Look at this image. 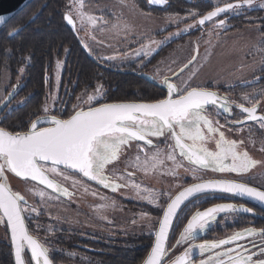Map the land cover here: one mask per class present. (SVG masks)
Returning a JSON list of instances; mask_svg holds the SVG:
<instances>
[{"label":"snow or ice","instance_id":"6c2138e0","mask_svg":"<svg viewBox=\"0 0 264 264\" xmlns=\"http://www.w3.org/2000/svg\"><path fill=\"white\" fill-rule=\"evenodd\" d=\"M149 2L164 4L166 0ZM255 2L256 0H235L234 3H224L223 6L215 7L198 20H194V24L186 26L183 31H189L196 24L203 26L229 11L238 13L245 7L252 8ZM75 4L78 5L77 14L81 20L86 17L88 23L95 25L97 18L82 11L83 0H75ZM259 7L264 8V0H260ZM190 15L195 17L198 13ZM64 19L68 24L74 25L70 15L66 14ZM5 20L6 17L0 15V24H4ZM224 25L225 20L216 22L218 28H223ZM22 27L10 31L7 35L11 37L14 33L18 34ZM150 43L159 45L163 42L153 40ZM256 50L261 53L264 63V34L258 41ZM153 51L155 49L144 45L134 54L143 53L148 56ZM197 58V55H193L187 63L172 73V77H163L160 84L164 86L166 92L161 98L151 102L100 103L106 93L103 85L98 84L91 94L85 90L77 98V104L66 118L63 117V111L66 109L54 111L55 101L59 98L57 91L51 97L53 105L50 107L46 102L42 108V115H37L26 131L14 133L0 127V222L6 218L11 233L15 264H26L23 256L25 252H30L32 264H53V259L50 257V249L29 233L25 223L24 213L36 212L37 215L41 213L35 207L29 206L25 197L9 186L6 173L43 185V189H29L34 196H39L41 201L58 199L61 196L71 199L74 195L55 180L53 178L55 176H62L66 181L71 179L73 187L80 185L83 178L113 192L131 186L138 194L141 191L146 192L147 195L141 198L157 206H160L157 204L160 197L167 196L168 200L162 208L163 214L155 231L154 243L142 264H164L171 251L166 247V242L180 212L188 203L196 207L205 202L209 193L221 192L246 198L264 208V190L229 179L226 175L204 178L208 171L244 175L262 163L251 157L244 148L243 139H229L221 129L227 127L229 131L237 133L247 131L250 134L249 141L254 145L255 141L251 136L254 128L246 125L253 122L259 129L264 130V114H258L261 101L256 99L257 94L254 93L243 97L250 106L246 107L244 103L235 105L245 114L243 118L228 120L232 115V104L235 102H230L226 96L222 97L208 88L190 84L191 78L195 75ZM56 68L59 72L62 63L58 61ZM189 68L194 70L188 80L182 84L171 82L173 78H180ZM20 72H24L23 67ZM18 88L19 83L13 85L8 95L0 99V104L6 106L10 103ZM260 94H264V90H261ZM210 107L215 110L216 116L226 114L225 124L209 118ZM161 140L167 148L166 154L159 147ZM133 143L136 144L138 151L135 157L126 163L124 172L115 178L107 174L109 167L117 163L125 148H130ZM210 144H214V148L209 147ZM146 149L154 151L149 155ZM259 150L264 152V141ZM165 160L172 162V167L166 174L176 177L179 176L178 170L183 169L194 181L182 187L174 196L168 192L141 190V186L134 182V172L127 171V168L131 167L149 174L163 165ZM75 174H78L80 179H77ZM125 179L128 183L118 182ZM48 189L51 193L47 191ZM84 190L89 191L87 187ZM52 193L57 195L53 196ZM106 206L98 205L97 208ZM252 212V208L234 203H217L202 210L197 208L188 217L173 246L175 248L187 244V247L170 264H195L194 254L197 250L201 256L208 254L199 261V264H264V230L248 227L218 241L195 243L197 237L218 222L220 216L227 218L232 214ZM146 216V213L142 214V218ZM255 237L260 238L259 242L250 239L248 245L239 243L246 238ZM217 249L220 250L216 251Z\"/></svg>","mask_w":264,"mask_h":264},{"label":"rangeland","instance_id":"374dc122","mask_svg":"<svg viewBox=\"0 0 264 264\" xmlns=\"http://www.w3.org/2000/svg\"><path fill=\"white\" fill-rule=\"evenodd\" d=\"M85 1L86 0H83L82 11L87 15L96 13L95 5L104 6V8H102L100 11L98 10L99 13H101V11L105 12V6L107 4H111V0H89L88 2H86V4L87 10L90 11V14L86 11ZM208 1L210 2V7H218L222 6L224 3H231L235 0ZM129 3L130 4L124 1H112V4L116 5V7L114 17L112 15L113 18L111 21H119L123 20L124 18L126 20L127 16H132L127 20L128 24H123L127 28H122L123 30L118 28L111 32V39H114V41L112 40V42H108L104 39H102L104 41H100L97 39V31H101L104 29L101 27L103 25L101 18L99 16L91 15L97 18V21L101 22V24H98L96 21L95 25L88 23L86 17L84 20H81V18L77 14L78 5L75 4V0H69L67 14L75 20L76 31L79 34L81 40L84 42V44L87 45V48L90 50V52L103 59L104 61L110 63L116 68L128 67L134 64L137 65L139 64V60L142 57L144 58V61L141 65H143L144 63H146L145 60H147L149 56L154 55L156 52L160 51L164 46L173 42L174 45L172 46V48L169 47L168 49L162 51V59L158 63L154 64L149 71L144 72V75L150 81L159 85H162L160 84V80L163 77H172V73L176 72L182 65L187 63V61L190 60L193 55H197L198 58L195 62V75L190 80V84L192 86H201L205 88H211L217 91L221 88H230V86L233 85L245 86L249 83L259 81V77H261L262 73L261 69H264V63H262L261 53L258 52L256 48L258 46V41L260 40L262 34H260V25L257 24L255 17H248L249 12H252L253 10L245 11L242 14H239L235 11H230L231 14L236 13L237 17H242V15H244L241 21L243 22V25H240L234 30H229L230 32H228L227 34L223 33L225 32L224 30L231 28L228 24H225L223 28H218L213 23H210L205 27L196 24L194 27L190 28L189 31H187L192 33V35H190V38L188 37L185 40L179 41L182 33H184L183 29L188 25L194 24V19L199 15V12L188 11L184 16L173 17L172 22H170L169 17H166V19L164 20H157L154 18L137 19L139 24L142 25L140 26L139 24H131L132 21H135L133 17H135V14H138L139 11L132 5L131 2ZM124 4L129 5L130 7L127 8ZM256 9L262 11L264 10V8L260 7ZM190 13H198V15L193 17L190 15ZM149 24L162 25H158L157 27L151 29L153 31L152 34H147L148 29L150 27ZM173 24H180V26L178 29L175 28L171 31L169 30V28ZM157 31L160 34H157L155 36V33ZM161 32L164 34H162ZM123 33H131L136 36H142L133 38L131 39V41L123 40L120 42H116L120 40V38H117V35H122ZM176 33L179 34L176 35ZM168 37L171 38L166 39ZM153 40L162 41L163 43L159 45L151 44L150 42ZM144 45H148L149 47L155 49V51H153L148 56H145L143 53H141L140 55H135L134 53L140 50ZM65 54L66 51H64V56H61V59H56L54 63L50 83L51 89L48 92L49 97L47 101L50 107L53 105L51 97L55 95L57 91L59 97V88L61 86L60 80L64 68ZM109 57H113V59H107ZM58 61L62 63V68L59 70V72L56 68ZM193 70V68H189L182 74L180 78H173L171 82L176 84H182L183 81L189 79ZM10 83L11 77L9 75V71H5V73H3V79L1 83L2 91L9 88ZM92 92H90L89 94H91ZM260 92L261 88L256 92L254 91L251 94L245 95H252L254 93H258L260 96L262 95L260 94ZM81 95L82 93L76 96L73 105L70 108L71 112L73 110V106L77 104V98ZM84 99H86V96H84ZM59 104L60 99L58 98L55 101L54 111L56 109V106ZM208 114L209 118L213 121L218 120V116H216L213 110L208 109ZM221 130L225 132L226 137L229 139H243L245 141L244 148L249 152L251 157L257 161L262 162L258 164L255 168L250 170L246 175H243L241 177L248 178L251 182H254L253 185L256 188H258L259 190H264V152H261L255 144L253 145L249 141V133L247 131H244L243 133H237L235 131H229L227 127ZM209 147L214 148V144H210ZM137 151L138 150L135 143H133L130 148L126 147L124 154L121 156V159L117 163L109 167L107 174L115 178L120 173H123L126 167V163L130 159L135 157ZM146 151L149 155H151V150L147 149ZM140 155L143 159V154ZM171 163V161L165 160L163 165L158 166L157 170L152 171L149 174H145L143 171H138L131 167H128L127 171L134 172L136 178L134 179V182L141 186V190L146 189L140 184L144 183L158 190V192H168L172 195L182 186L184 180L192 179V177L189 173H185L183 169L178 170L179 176L176 177L166 174L167 170L172 167ZM221 175L227 176V174L212 173L211 171H208L204 174V178H210L213 176L220 177ZM10 178L11 177L8 175L7 182L9 186L14 191L22 194L25 197L29 206L36 207L38 203L39 207L37 211L41 214H44V216L47 218V223H43L42 221H40L42 223L36 224L35 226H39V228H43L47 232L66 230L69 232H79L82 234L97 233L99 231H102L104 233L108 232L110 234H113L114 236H117V234H119L120 238L125 240L124 242L126 244H128L129 242L131 246L134 245L138 248L140 247L142 250L145 249L147 252H149L148 249L152 245L153 238L155 236V231L158 226V221L160 219V213L162 212V208L168 200L167 196H162L164 197V199H159L157 201V204L160 206H157L149 203L145 199H142L141 197L143 195H147V193L141 191L138 194L137 190L134 187L129 186L120 188L116 192L107 189L108 191H110L109 193L113 195L112 198L115 199L113 205L114 209L113 211H110V209L107 210L106 208H104V210L102 211L105 214L107 212L108 214L112 213V215H109V217H111L110 222H114L113 224H110L113 226L112 228L108 225L102 226L100 224H97L96 222H93V225H91L90 223H87L89 221L85 222L84 220H80L81 218L78 215L80 212L78 210L66 208V211H64L57 199H45L44 201H41L40 197L34 196L33 192L29 191V189L39 190L42 188H40L31 181H25L20 179L14 180ZM118 182L121 184L128 183L127 179L119 180ZM81 187L83 189L87 187L89 189L88 193H92V190L89 186L82 184ZM67 188L70 192L74 193L71 199L64 197L68 202L86 211L89 214L88 216L91 215L94 218L102 220V217L99 214L94 213L91 209V205L98 206L100 203H102V201L104 202L100 205L106 203V201L101 198L103 197L102 195H99L98 197L83 195L82 193L73 188ZM104 198H106V196H104ZM106 199L109 200L110 198ZM109 201L112 200L110 199ZM119 202L123 203L120 204ZM124 203L134 204L133 206H126ZM104 213L102 214L104 215ZM145 213L147 214V216L142 218V214ZM35 214L37 213L35 212ZM62 217H66V220H63V222L61 221ZM226 219L227 220L223 221L221 224L216 226L221 229V232L220 234L218 233L214 235L215 237L213 238V241L224 239L232 235L236 231L248 228L241 227L227 229V227L233 225L236 220L234 217H227ZM64 221L67 222L64 224ZM82 222L86 224V226L78 225V223ZM113 235H109L104 238H114ZM250 239H256V241L259 242L260 238H246L245 240H242L239 243L248 245V240ZM231 246L234 245H229V247ZM219 250L220 249H217L216 251ZM81 262L82 263H79L86 264V261H83V259L81 260ZM91 262L99 264L96 259H91V261L88 263Z\"/></svg>","mask_w":264,"mask_h":264},{"label":"flooded vegetation","instance_id":"af4514ba","mask_svg":"<svg viewBox=\"0 0 264 264\" xmlns=\"http://www.w3.org/2000/svg\"><path fill=\"white\" fill-rule=\"evenodd\" d=\"M88 1L89 0H86L85 4ZM112 1L113 0H111V4H112ZM114 1L115 2L124 1L128 4H130L129 2H131L132 5L139 11V12L137 11L138 14H135V17H133L135 21H132L131 24H139L137 19L154 18L157 20H164L166 19V17H169L170 22H172L173 17L184 16L186 12L188 11L199 12V15L195 18L198 20L201 16L205 15L208 11H211L215 8V7H210V2L208 0H166V3L164 4L150 3L149 0H114ZM234 2L235 1L231 3H234ZM111 4H107L105 6L106 8L105 12L101 11V13H99V11L102 8H104V6L95 5L96 13H93V14H91L90 11L87 10V4H86V11L93 16H99L103 22V25L101 27L104 29L101 31H97V34H96L97 39L100 41H104V40L108 42H112V40L114 41V39H111V36H112L111 32L118 28L120 29L127 28L123 24H128L127 20L130 17H132V16H127L126 20L124 18L123 20H119V21H111L112 18L114 17V12H115V7H116V5H113V4L111 5ZM68 5H69V0H43L42 5H41L42 7L41 10L43 9L44 20L46 19L45 25L47 27H50L52 24H61L62 27H64V29L65 28L69 29L70 33L73 35L75 39V42L77 43V47L79 51H81V53L78 54V57H82V55H85V57L90 62V64L96 68V75L98 74H101V75L110 74L111 75L112 73H115V72L137 74V75L142 76L146 80H148V82H150L152 86H155V88L160 92L161 97L165 94L166 89L164 88V86L150 81L144 75V72L149 71L150 68H152L154 64L158 63L162 59V55H161L162 51L165 49H168L169 47L172 48V46L174 45L173 42L164 46L160 51L156 52L154 55L149 56V58L145 60L146 63H144L143 65H141L142 62L144 61V58L142 57L141 59L143 60L140 59L139 64L137 65L134 64L128 67L116 68L112 66L110 63L104 61L103 59L91 53L90 50L87 47H85L84 42L81 40L79 34L76 31V22L72 17L71 18L75 24V31H72L71 28L67 25L68 23L64 19V17L67 14ZM124 5L127 8L130 7L129 5H126V4ZM258 7H259V2L258 0H256L252 8L245 7L239 10L238 13L242 14L245 11L254 10ZM203 10H206V11L204 12ZM38 15H39V12L35 13L30 18V20H28V24H26V26L34 25V24H29V23H31L35 18H37ZM235 16H236V13L231 14L229 11L228 13L221 14L219 17H217L213 21L205 23L203 27H205L206 25L210 23H213L216 25V22L218 20H225V24H228L230 27L231 26L233 27L235 24L232 21H233V17ZM56 21L57 23H55ZM97 23L101 24L100 21H97ZM9 25L10 24L8 23L2 29H0V51L2 50L5 52L7 50V44L10 38V36H8L7 34L10 31H13L14 29L20 28V26H23V25H20L10 30L8 29ZM114 25L115 27H113ZM139 25L142 26L141 24ZM149 25L150 27L148 29L147 34H152L153 31L151 29L157 27L158 25H162V24H149ZM179 26L180 24H173L171 25L169 30L172 31L175 28L178 29ZM224 31L225 32L223 34H227L228 32H230L228 29ZM157 34H160V33H158L157 31L155 33V36ZM190 35H192V33L190 32L182 33L179 41L185 40L188 37L190 38ZM141 36H136L131 33L130 34L123 33L122 35L118 34L117 38H120V40L118 41L115 40V41L116 42H120L123 40L131 41V39L136 38V37H141ZM64 51H66V54H65V59H64V68H63V72H62V76L60 80L61 86L59 88L60 104L56 106L55 111L66 109V111H63V117L66 118L67 115L71 114L70 108L73 105V102L78 94L84 93L85 90H87V93H90L97 87L98 84L103 85V89L105 93L109 91V88L108 86H105L103 83H100L98 77L95 78L93 85L91 87H88L83 84H79L77 82V74L76 75L74 74L76 72L79 73L80 69H82V66L79 64L78 66L80 68L77 67L74 70V68L71 67L73 65H67L69 62L68 57L71 53V50L70 48H64L62 57L64 56ZM56 59H61V57L60 58L55 57L53 64L51 66L50 64L47 63L48 65H46L45 70L43 72V85L37 86V87L33 85L31 79H29V83H28V77L26 76L28 70L25 67H23L24 72L21 73L20 69L22 67H20L18 69H13L12 71L8 70L9 75L11 77V83L9 85V88L2 91L1 83L3 79V73H5L6 70L0 68V99H3L4 96L8 95V92L12 90L13 85L19 83V88L17 90V93L14 94L13 98L11 99V102L8 103L6 106L4 104H0V127L5 128L6 130L14 132V133L23 132L27 130L31 121L35 119L37 115H42V108L45 105V103L48 101V97H49L48 92L51 89L50 88L51 75H52V71H53L54 63ZM86 65L88 64L86 63ZM261 80L262 78L259 77L258 82H252L245 86L233 85V86H230V88H221V89H218L217 91L211 88H208V89L211 91L217 92L222 97L226 96L230 102H235L232 104V115L228 117V120L234 121V120L242 119L243 116L245 115L241 113L238 108L235 107L236 104L244 103L246 107L250 106V104L247 101H244L242 99L245 96V94H251L254 91L256 92L260 90V88L261 90H264V85L262 84L259 85V82ZM256 99H259L261 101V105L258 108V114H264V94L259 96V94L257 93ZM123 102H151V101H149L148 99H142L141 101H123ZM100 103H112V102L108 100L105 95L100 100ZM209 109L215 112V110L212 109L211 107ZM225 116L226 114H223V113H221V115L218 116V120L220 123L222 124L226 123ZM246 127L254 128V131L251 133V136H252V139L255 141L256 147L260 149L261 143L262 141H264V130L259 129V126L254 125L253 122H248ZM249 135L250 134H248V136ZM159 147L163 150L164 154L167 153V148L163 140L159 142ZM152 151H154V149H152L151 152ZM7 174L11 177L10 179L18 180L12 174H9V173ZM7 174L6 176H8ZM75 175L77 179H80L78 174H75ZM241 176L243 175L237 176L236 174H227V178L229 179H235L237 181L247 183L249 186H252V187L254 186L253 185L254 182H251L248 178L241 177ZM53 178L57 180L60 184L64 185L65 187L73 188L79 191L80 193H82L83 195H90V196H96V197H98L99 195H102L103 197L106 196V198H110L112 201H109L110 199L109 200L104 199L106 203L103 205H107L106 207L98 209L97 205H91L92 211L96 214H99L102 217V220L94 218L91 215L88 216L89 214L86 211L68 202L63 196L59 197L57 200L59 201V204L62 206L64 211H66V208H70L72 210H75V209L78 210L80 213L79 214L77 213V214L80 216L81 218L80 220H84L85 222L89 221L87 223H90L91 225H93V222H96L97 224H100L102 226L108 225L113 228V226L110 224H113L114 222H110L111 217H109V215H112V213L108 214L107 212L105 214L102 211L104 210V208H106L107 210L110 209V211H113L114 209L113 201L115 199L112 198L113 195L109 193L110 191L103 188V186L96 184L95 182L87 181L86 178H83L82 183L75 187H73L71 179L66 181L64 180L62 176H55ZM207 178L208 177H205V179ZM134 179H136L135 175H134ZM193 182H194L193 179L184 180L182 183V186L172 195L173 196L176 195L180 190H182V187H186L192 184ZM82 184L89 186L92 192H95L97 194L92 195L88 193L89 191L85 192V190L81 187ZM140 184L144 186L146 189H151L154 192H158V190L144 183H140ZM36 185L42 189L44 188L38 184ZM47 191L51 193L50 189H48ZM52 195L56 196L57 194L52 193ZM160 199L162 200L164 199V197L161 196ZM103 202L104 201H102V203ZM217 203H234L236 205L243 204L245 207H249L253 209L252 213H247V214L240 213V214H232L231 216H228V217H234L236 222H234L233 225L227 227V229L241 228V227H253L257 230H264V210L261 209L260 207L240 197H234V196L225 195L221 193L208 194L205 202L198 204L196 207H192V204L188 203L186 204L184 209L180 212L179 218L175 221L173 228L171 230L170 236H169L167 248L170 249L171 251L169 255L166 257L164 263L169 262L170 260H174V258L177 255L181 254L187 247V244H183L175 248L173 246L176 244V241L179 238V235L183 227L186 225L188 217H190L191 214L197 210V208L202 210L204 208L210 207ZM124 204L126 206H129V205L133 206L134 203H130V204L124 203ZM38 207L39 205L37 203V206L35 208L38 210ZM101 212L104 213V215ZM162 213L163 211L160 213V217ZM24 215L26 217L25 223H26L29 233L33 237L37 238L42 243H44L45 246L50 249V257L53 259V264H68V263L69 264H80L82 263L81 262L82 259L83 261H86V264H95L93 262L88 263L91 261V259H96L99 262V264H103L101 263V260L99 258L110 257L113 254L115 247L127 248L131 246L129 242L128 244H126L124 242L125 240L120 238L119 234H117V236H114L113 234H110L108 232L104 233L102 231L101 232L99 231L97 233H91V234H82L79 232H69L66 230L47 232L45 229L35 226L36 224H40L42 222L43 223L48 222L44 214L37 215L35 214V212H32L31 214L26 212L24 213ZM61 219H62L61 221L63 222V220H66V217L64 218L62 217ZM225 220L227 219L224 216H220L218 218V222L214 223L210 227L211 229H207L205 233L199 235L195 243L199 244L203 242H212L213 238L215 237L214 235L218 233L220 234L221 232V229L216 226L221 224ZM66 222L67 221H64V224ZM78 225L86 226V224H84L83 222L78 223ZM109 235L110 236L113 235L114 238L113 237L104 238ZM117 244L119 246H117ZM71 255L74 257H72ZM207 255L208 254H205V256H201L197 250L194 254L195 264H199V261L202 258H206ZM23 256L26 261V264H32L31 259H30V252L23 253ZM0 264H15V254H14V249H13L12 242H11V233H10V229L7 227L5 219L4 221L0 222Z\"/></svg>","mask_w":264,"mask_h":264},{"label":"trees","instance_id":"16d2710c","mask_svg":"<svg viewBox=\"0 0 264 264\" xmlns=\"http://www.w3.org/2000/svg\"><path fill=\"white\" fill-rule=\"evenodd\" d=\"M42 1L35 0L9 22L8 29L10 30L20 25L24 27L18 34L9 38L7 50L5 52L0 51V68L12 71L13 69L25 67L28 70L26 74L28 83L31 79L34 86H41L43 85V72L46 65L50 64L51 66L55 57L63 55L64 48H70L71 53L67 65H73L74 67H71L74 70L77 67L80 68L79 64L82 66L79 73L74 74H77V82L91 87L95 78L98 77L100 83L108 86L109 91L106 93V98L111 102L141 101L142 99L153 101L161 98V94L155 86H152L148 80L140 75L122 72H115L111 75H96V68L90 64L85 55L78 57L81 51H79L69 29H64L61 24H52L50 27L45 25L46 19L44 20V12L43 9L41 10ZM258 2L260 3V0ZM38 12V17L29 23L34 25L26 26L28 20ZM242 17H233L232 22L235 25L228 30H234L243 25V22H241ZM248 17H255L257 24L260 25V34H264V10H253L249 12ZM261 72L262 80L259 84L263 85L264 69ZM117 246L119 245L117 244ZM147 253L145 249L142 250L134 245L127 248L115 247L110 257L99 259L103 264H141Z\"/></svg>","mask_w":264,"mask_h":264},{"label":"water","instance_id":"95a60500","mask_svg":"<svg viewBox=\"0 0 264 264\" xmlns=\"http://www.w3.org/2000/svg\"><path fill=\"white\" fill-rule=\"evenodd\" d=\"M34 0H0V15H3L6 17V20H5V23L4 24H0V29H2L6 24H8L18 13H20L24 8H26L29 4H31ZM217 18V17H216ZM214 18V19H216ZM207 23V22H206ZM72 31H75V24L74 25H70V24H67ZM200 26V25H199ZM9 174H12V173H9ZM13 176H15L14 174H12ZM15 178L17 179H20V180H23L21 178H18L15 176ZM30 181V180H29ZM32 182V181H31ZM33 183H36L37 182H33ZM42 187H44L43 185H40ZM216 193H221V192H216ZM209 194H213V193H209ZM221 194H225V195H230L232 196L231 194H227V193H221ZM236 197V196H234ZM241 198V197H240ZM251 203H253L254 205L258 206L261 208L260 205L256 204L255 202L251 201V200H248L246 198H243ZM264 210V208H261ZM163 214V213H162ZM162 217V215H161ZM160 217V218H161ZM6 220V218H5ZM157 229H158V226H157ZM156 229V230H157ZM171 233V231H170ZM170 236V234H169ZM154 240H155V236L153 238V242L152 244L154 243ZM168 241H169V238L166 242V247L168 245ZM152 246V245H151ZM151 249V247H150ZM150 251V250H149ZM149 253V252H148ZM146 258V257H145ZM144 258V259H145ZM166 259V258H165ZM172 260H170L169 262H166L164 264H170ZM142 264V263H141Z\"/></svg>","mask_w":264,"mask_h":264}]
</instances>
